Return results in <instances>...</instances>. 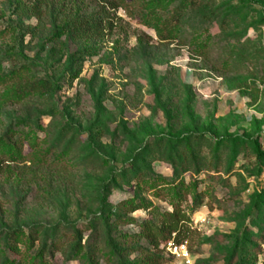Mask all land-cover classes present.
Masks as SVG:
<instances>
[{
	"label": "rangeland",
	"instance_id": "obj_1",
	"mask_svg": "<svg viewBox=\"0 0 264 264\" xmlns=\"http://www.w3.org/2000/svg\"><path fill=\"white\" fill-rule=\"evenodd\" d=\"M262 29L264 0H0V264H264ZM177 210L181 244L148 231Z\"/></svg>",
	"mask_w": 264,
	"mask_h": 264
},
{
	"label": "trees",
	"instance_id": "obj_2",
	"mask_svg": "<svg viewBox=\"0 0 264 264\" xmlns=\"http://www.w3.org/2000/svg\"><path fill=\"white\" fill-rule=\"evenodd\" d=\"M34 15L36 16V14H34ZM254 92L257 95L259 94V90H257V89H254ZM13 146L15 147V144ZM6 158H7L6 155H0V167L6 161ZM123 203H125V202H123ZM133 210H135V209H133ZM157 217H158V215H157ZM185 221H186L185 216L180 211L177 210L173 214L163 215L161 217L160 222L158 224L159 229H156L157 227L154 223H150V225H148L147 228H148V231L153 233V234L158 230L159 236H161L167 242L172 240L173 234H177L175 241H176V245H179L183 242L179 238L182 235V230L184 228ZM20 233H22V232H19V233L16 232V233H13L12 235L10 234L8 236V240L6 241V243L9 245L10 251L13 253L18 252L14 238H16ZM154 237H157V235L154 234ZM28 241H30V239H28Z\"/></svg>",
	"mask_w": 264,
	"mask_h": 264
},
{
	"label": "built area",
	"instance_id": "obj_3",
	"mask_svg": "<svg viewBox=\"0 0 264 264\" xmlns=\"http://www.w3.org/2000/svg\"><path fill=\"white\" fill-rule=\"evenodd\" d=\"M262 38H263V43H264V29H262ZM170 250H174L175 251V255L182 259V260H185L188 264L190 263L189 262V257H188V253H187V248L186 246L182 245V246H175V245H171L170 246Z\"/></svg>",
	"mask_w": 264,
	"mask_h": 264
}]
</instances>
